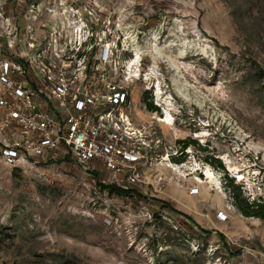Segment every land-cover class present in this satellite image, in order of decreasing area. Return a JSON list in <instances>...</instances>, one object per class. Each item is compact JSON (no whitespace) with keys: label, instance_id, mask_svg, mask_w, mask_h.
<instances>
[{"label":"rangeland","instance_id":"obj_1","mask_svg":"<svg viewBox=\"0 0 264 264\" xmlns=\"http://www.w3.org/2000/svg\"><path fill=\"white\" fill-rule=\"evenodd\" d=\"M31 41L51 67L113 51L145 144L127 196L100 187L127 183L104 169L0 155V264H264V217L236 204L264 203V0H0V61Z\"/></svg>","mask_w":264,"mask_h":264},{"label":"built area","instance_id":"obj_2","mask_svg":"<svg viewBox=\"0 0 264 264\" xmlns=\"http://www.w3.org/2000/svg\"><path fill=\"white\" fill-rule=\"evenodd\" d=\"M25 47L38 51L0 61L3 160L16 166L65 158L94 174L104 169L125 176L124 188L138 181L146 121L135 112V79L119 73L121 60L103 47L95 59L68 56L51 67L42 65L46 45Z\"/></svg>","mask_w":264,"mask_h":264},{"label":"bare ground","instance_id":"obj_3","mask_svg":"<svg viewBox=\"0 0 264 264\" xmlns=\"http://www.w3.org/2000/svg\"><path fill=\"white\" fill-rule=\"evenodd\" d=\"M155 39H156V41H157V39H158V37H157V35L155 34ZM189 45V44H188ZM161 46H162V44H161ZM161 46H159V44H158V42H155V44L152 46V49L151 50H149L148 52H149V54H150V57H151V59L153 60V62H154V64H159V59H160V57H162L163 56V54H164V50H163V48L161 47ZM164 47V46H163ZM190 47V45L189 46H184V49H182L181 51H180V53H179V55H181V56H184L185 54H186V52H187V50H188V48ZM141 46H136V59H135V61H139V58H140V56H141ZM183 48V47H182ZM206 50V49H205ZM178 56V55H177ZM166 57V59L168 60V62H169V67H174L176 70H178V65L176 64L177 62L175 61V59L174 58H172V56H170V55H166L165 56ZM181 58V57H180ZM178 61V60H177ZM155 67V66H154ZM181 69V68H180ZM175 70V71H176ZM181 76H182V74H181ZM180 76L179 75H175L174 76V81L176 82V86L178 87V89H179V91L182 93V95L185 97V99L186 98H188L189 97V93L186 91V88H185V84H182V83H180L181 81H180ZM159 79V78H158ZM185 80V79H184ZM182 81H183V79H182ZM187 81V80H186ZM159 84V83H158ZM187 85H188V83H187ZM158 95H159V97H162V89L158 86ZM177 89V90H178ZM181 95V96H182ZM190 99V98H189ZM188 101V100H187ZM168 107L166 108V110L164 111V114H165V117H160V120L161 121H164L165 123H167V124H170V123H172V114L170 113V111L168 110V108H170L169 106H170V101H169V99H168ZM170 102V103H169Z\"/></svg>","mask_w":264,"mask_h":264},{"label":"trees","instance_id":"obj_4","mask_svg":"<svg viewBox=\"0 0 264 264\" xmlns=\"http://www.w3.org/2000/svg\"><path fill=\"white\" fill-rule=\"evenodd\" d=\"M147 107L150 110H156L158 107L155 105L152 101L147 102ZM187 144V142H185ZM220 166L224 168V165L220 163ZM98 184L100 185L101 188L107 189L111 194H117L120 196H127L131 194L132 189L130 188H124L122 186L116 185V184H105L101 182L100 180L98 181ZM237 196V195H236ZM237 198V197H236ZM236 201L237 206L240 208L241 212L246 215V216H262L264 217V203L262 202H257V201H244L241 202L239 199ZM163 205H167L168 203L165 201H162Z\"/></svg>","mask_w":264,"mask_h":264}]
</instances>
